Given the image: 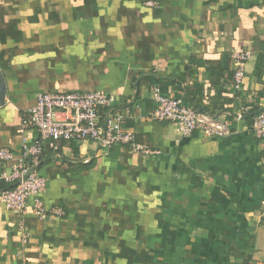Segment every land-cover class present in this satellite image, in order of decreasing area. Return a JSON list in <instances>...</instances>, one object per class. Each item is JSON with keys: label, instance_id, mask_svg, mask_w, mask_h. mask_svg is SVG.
I'll use <instances>...</instances> for the list:
<instances>
[{"label": "crops", "instance_id": "1", "mask_svg": "<svg viewBox=\"0 0 264 264\" xmlns=\"http://www.w3.org/2000/svg\"><path fill=\"white\" fill-rule=\"evenodd\" d=\"M145 1L0 0V147L19 151L37 94L102 89L153 150L46 143L42 199L64 213L29 211L22 241L0 202V264H264V146L246 116L264 108V0ZM235 48L252 51L239 90ZM155 89L231 133L181 135L153 118Z\"/></svg>", "mask_w": 264, "mask_h": 264}, {"label": "built area", "instance_id": "2", "mask_svg": "<svg viewBox=\"0 0 264 264\" xmlns=\"http://www.w3.org/2000/svg\"><path fill=\"white\" fill-rule=\"evenodd\" d=\"M160 1L146 0L145 3L158 6ZM251 56L250 49L235 48L231 52L233 85L238 90L242 88L246 64ZM154 99L157 105L152 111L153 118L171 121L183 136H190L195 130L209 136L231 133L225 121L198 111L187 104L182 96H166L155 89ZM113 102L114 95L102 89L41 92L22 118L18 130L21 133L19 151L0 147V180L10 185L0 190V202L20 213L22 241H26L28 235L25 215L29 211L38 218L64 213L61 208L47 207L42 199L46 178L38 172L37 164L46 143L52 149H57L61 141L89 139L106 148L124 144L134 152H153L146 144L137 141L132 130L123 127L124 115L113 111ZM250 129L264 146V110L254 115ZM31 130L37 131L36 137H30ZM29 199H32L31 203Z\"/></svg>", "mask_w": 264, "mask_h": 264}, {"label": "trees", "instance_id": "3", "mask_svg": "<svg viewBox=\"0 0 264 264\" xmlns=\"http://www.w3.org/2000/svg\"><path fill=\"white\" fill-rule=\"evenodd\" d=\"M195 108H196V107H195ZM197 110H198V109H197ZM259 111H260L259 107H257V106H253V107L251 108V110H249V111L246 113L247 118L250 119V125H251V123H252V120H253L254 115H255L256 113H258ZM244 115H245V114H244ZM1 183H2V185H0V190H3V189L8 188V187L10 186L9 184L5 183L4 181H2Z\"/></svg>", "mask_w": 264, "mask_h": 264}, {"label": "water", "instance_id": "4", "mask_svg": "<svg viewBox=\"0 0 264 264\" xmlns=\"http://www.w3.org/2000/svg\"><path fill=\"white\" fill-rule=\"evenodd\" d=\"M5 97H6V84H5V80L2 74V71L0 69V105H2L5 101ZM263 109H260V111H263Z\"/></svg>", "mask_w": 264, "mask_h": 264}]
</instances>
